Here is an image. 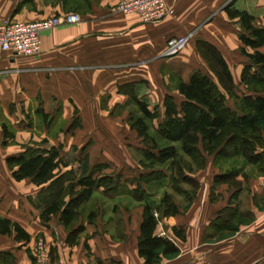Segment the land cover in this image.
I'll return each mask as SVG.
<instances>
[{"label": "crops", "instance_id": "crops-1", "mask_svg": "<svg viewBox=\"0 0 264 264\" xmlns=\"http://www.w3.org/2000/svg\"><path fill=\"white\" fill-rule=\"evenodd\" d=\"M22 1L0 0V18L40 21L75 10L82 21L44 30L37 55H16L0 46V219L19 223L31 235L25 241L16 239V232L0 231V251L13 256L6 264H35L40 239L50 250L49 264H145L138 240L143 205L127 213L123 210L124 218L118 209L107 215L98 213L108 216L103 222L98 216L90 222V210L78 221L83 231L69 242V235L74 239L73 235L60 216L53 217L48 225L42 222L40 211L28 199L39 187L28 178L15 180L7 157L18 154L32 141L48 140L52 144L45 141L44 146H60L65 156L77 146L72 162L80 173L89 174L100 166L103 169L98 175L118 177L134 199L138 177L151 171L142 163L144 145L131 125L106 128L101 121L130 122L132 113L127 106L133 102L132 94L150 108L159 105L163 113L165 95L176 92L169 86L173 84L171 72L186 80L191 70L199 68L195 61L204 63L195 46L197 39L211 42L225 59L231 51H238V20L228 17L224 7L232 4L264 22V0H168L174 14L153 23L142 22L134 14L116 13L113 7L121 0ZM188 33L192 35L184 49L163 56L169 38ZM58 114L67 120L65 127L55 123ZM2 118L16 128L15 142L6 147L2 145ZM36 118L42 122L40 130L33 126ZM127 131L135 139L125 136ZM51 133L59 138L52 139ZM133 150L140 155L138 160ZM218 174V167L208 157L206 166L192 175L198 183L195 197L176 194L179 197L174 201L180 211L161 218L156 233L166 232L179 253L160 264H264V174H238V189L216 182ZM144 186L147 190L148 185ZM96 194L117 195L102 189ZM226 208L234 211L238 226L232 235L215 222L225 216ZM174 227L183 229V241L174 235Z\"/></svg>", "mask_w": 264, "mask_h": 264}, {"label": "trees", "instance_id": "trees-1", "mask_svg": "<svg viewBox=\"0 0 264 264\" xmlns=\"http://www.w3.org/2000/svg\"><path fill=\"white\" fill-rule=\"evenodd\" d=\"M24 1L30 0L22 3ZM224 11L228 17L236 18L240 26L239 49L248 59L239 72V82L245 92L235 94L232 71L218 48L205 39H197L195 46L208 65V73L195 68L186 80L175 74L176 92L165 95L163 113L159 105L150 108L145 100L131 95L139 112L137 116L132 114L131 127L137 130L144 145L141 149L143 166L151 170L140 174L134 191L139 200L144 201L138 240L139 254L145 264H160L164 258H174L179 253L177 244L169 237L158 235L156 230L161 218L173 216L180 210L173 193L166 190L157 202L144 184L161 187L167 182L166 187L172 185L174 193H183L191 199L198 188L192 175L206 166L208 157L220 171L215 181L226 182L237 189L235 177L243 173L238 158L244 160L242 164H252L264 173V52L261 50L264 22L232 4L225 6ZM159 119L162 120L155 132H151L149 121ZM1 125L2 145L6 147L14 142L15 132L7 122L2 121ZM45 141L24 145L21 152L7 157V164L15 180L28 178L39 187L28 199L40 211L42 222L48 225L53 217L60 216L74 238L69 235L68 241L74 242L84 229L82 224L77 226L82 209L95 191L102 189L105 193L118 194L121 182L118 177L98 175L103 169L100 166L89 174L80 173L72 160L62 154L60 146L46 147ZM164 164H168L167 170L157 167ZM182 182L190 184L191 189L182 188ZM225 210V216L215 222L232 235L238 228L234 224L235 213L231 208ZM97 216L92 210L88 219L92 222ZM0 231L16 232L18 240L31 239L19 223L8 218L0 219ZM174 235L180 241L185 239L182 228L174 227ZM11 261V252L0 251V264Z\"/></svg>", "mask_w": 264, "mask_h": 264}, {"label": "built area", "instance_id": "built-area-1", "mask_svg": "<svg viewBox=\"0 0 264 264\" xmlns=\"http://www.w3.org/2000/svg\"><path fill=\"white\" fill-rule=\"evenodd\" d=\"M122 15H137L142 22H159L174 14L168 0H121L113 9ZM82 21L78 12L55 15L40 21H19L12 17L0 18V46L16 55L33 56L41 52V35L44 30ZM191 33L174 36L167 40L163 56L170 57L185 48ZM264 189V182H262ZM158 215L157 212L155 213ZM167 236L166 232L159 233ZM35 264H49L50 250L44 240H40L34 254Z\"/></svg>", "mask_w": 264, "mask_h": 264}, {"label": "rangeland", "instance_id": "rangeland-1", "mask_svg": "<svg viewBox=\"0 0 264 264\" xmlns=\"http://www.w3.org/2000/svg\"><path fill=\"white\" fill-rule=\"evenodd\" d=\"M114 8L115 7H113V9ZM73 12H76V11L74 10ZM257 20L259 22L260 21H263V20H261V18H258ZM238 29H240L239 24H238ZM261 50L264 52V47L261 48ZM203 60H204V58H203ZM226 60H227V62L229 64V66H230V69L232 71V75L234 77V81H235L234 92H235V94H238V95L239 94H242L243 92H245V90H244V87L239 82V80H240L239 72H240L242 66L246 62H248V59L244 55H242L240 53L239 44H238V51L237 50L236 51H231L229 54H227ZM201 65H202V67H200ZM194 66H196V67L199 66L200 69H202L203 71H205V72L208 73L209 68H208V65H207V63H206L205 60H204V63H203L202 60L195 61L194 62ZM169 72H171V71H169ZM187 72H184L185 77H186ZM171 73H172V76H173V80L170 79V81L173 82V84L172 85H169V86L173 87V89H174L177 76L175 75V71H172ZM211 76H213V75L211 74ZM228 102H229V104H232V101L231 100H228ZM127 107H128L129 112H131L132 114H135L136 116L139 114L138 108L135 105V103L131 102ZM56 118L57 119L55 120V123L57 122L58 126L60 124H62L64 127L67 125V120H63V118H61L59 114H58V116ZM2 119L5 120L10 125V127L12 129H14V130L16 129L12 125V123L9 122V120L7 118L6 119L5 118H2ZM80 121H82V120H80ZM22 122L23 121H21L20 123H22ZM101 123H102V126L103 127H106V128L107 127H110L111 125L114 126V127L115 126H118L119 128L128 127V126L130 127V125H131V123L129 122L128 119L113 120L112 122H110L109 120H104V121H101ZM158 123H159V120L149 121L151 132H153V133L155 132V128L157 127ZM41 125H42V122H41V120L39 118L34 119L33 126L36 127V130H40ZM127 135L130 137L131 140H132V138L135 139L132 135H130V131H127L125 133V136H127ZM49 136L52 139H55V138L58 139L59 138V136H57V135H55L53 133L49 134ZM70 136H73V135L70 134ZM81 137H79V138H81ZM68 139L70 140V138H68ZM82 141H83V137H82ZM14 142H15V139H14ZM31 143H33V141ZM34 143L41 144L40 142H36V141H34ZM48 143L49 144H52V143H50V141L47 140L46 141V144H48ZM65 143H67L66 140H65ZM26 144H30V142H28ZM75 149H78L77 146H73V148H72L73 151H70V153H68V155H66V156L64 155V156L67 159L73 160V158H74V156L76 154L75 153L76 152ZM131 153H132V155H133V157L135 159H137V160L139 159L140 155L138 154L137 151L133 150ZM243 161L244 160L238 158V166H242L243 165V173H246V176H248V174H250V173L251 174L252 173H255V174L258 173L259 175H263L264 174V173H260L256 169V167L254 165H252V164H242ZM167 166H168V164H164V165H159L157 167L158 168H162L163 170H167ZM142 167L143 166L141 165V168L140 169L141 170H144V168H142ZM6 173L7 174H11L9 171H7ZM262 182H264V179L262 180ZM166 184H167V182L166 183L164 182L163 186H161V187L156 186V184H152L151 186L148 187V191H150L152 193V199L156 200L157 202H160L161 201V198L164 195V192H166V190L169 191V192H171V193H173L174 194V198L179 197L178 195H176V193H174V190H173L172 185H170V186L168 185L166 187ZM180 185L184 189L185 188L187 190H190L191 189V185L190 184H186V183L182 182V183H180ZM118 192L119 193L117 195L113 196V197H106L103 194H96V195H94L93 198L90 200V202L84 207L85 209L83 208L84 211L82 212V216L83 215H86L90 210H94L97 213H100V215L102 214V212L107 215L108 212H110L112 209H118L117 210L118 211L117 213L118 214L121 213V215H119V216H123V218H124L126 216L124 212L127 213L131 209H134L135 207H138L139 208L140 206L144 205V202H142V200H139V198L137 196H136L137 198L136 197H133L134 199H132V197L129 195V189H128V187L126 185L123 184L121 186V188L119 189ZM123 210H124V212H123ZM100 215L97 217V219H100L101 222L106 221V219L108 218V216H105L104 214H103L104 216L102 215V217H100ZM157 216H159V214ZM67 229H69V228H67ZM69 230H71V229H69ZM40 240H38L37 243H36L35 252H36V249H37V244H38V242ZM45 243H46V241H45Z\"/></svg>", "mask_w": 264, "mask_h": 264}]
</instances>
